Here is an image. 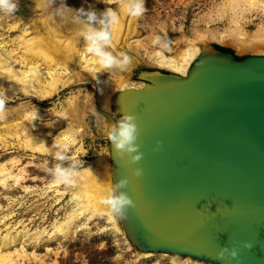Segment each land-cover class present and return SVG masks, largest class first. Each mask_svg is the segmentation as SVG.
I'll use <instances>...</instances> for the list:
<instances>
[{
    "label": "water",
    "instance_id": "obj_1",
    "mask_svg": "<svg viewBox=\"0 0 264 264\" xmlns=\"http://www.w3.org/2000/svg\"><path fill=\"white\" fill-rule=\"evenodd\" d=\"M135 78L143 86L117 94L114 116L100 111L138 126L137 164L109 145L113 183L128 180L135 204L118 218L124 236L140 253L225 264L217 253L235 247L231 264H264V55L208 44L185 76Z\"/></svg>",
    "mask_w": 264,
    "mask_h": 264
},
{
    "label": "rangeland",
    "instance_id": "obj_2",
    "mask_svg": "<svg viewBox=\"0 0 264 264\" xmlns=\"http://www.w3.org/2000/svg\"><path fill=\"white\" fill-rule=\"evenodd\" d=\"M16 2L14 13H0V42L16 38L27 28L30 33L28 38L42 37L50 32L53 38L66 39L75 49L84 48V41L71 22V14H66L65 18L55 15L60 0ZM119 3L120 0H65V6L73 10L91 7L98 12L106 7L115 8ZM223 4L224 0H146V11L141 16L127 15L130 24L127 28L121 10L116 25L119 30L116 34L112 33L110 51L117 56L125 53L130 62L116 69L127 71L131 82H141L135 77L145 70L166 73L152 65L149 57L154 52L164 51L175 57L179 50L193 43L198 44L208 34H213L216 39L207 42V45L230 50L239 59L264 55L240 50L239 45L231 43V39L235 38L250 40L264 24V13L252 10L240 14V30L235 31L233 13ZM10 26H16V29H10ZM238 34L242 35L237 37ZM119 37L125 43H120L117 40ZM156 37H160L159 42H155ZM6 46L2 50L14 49L21 54L18 46L10 43ZM200 47L203 52L206 46ZM130 57L136 59V63ZM68 71L71 75L64 79L66 85L46 98L35 99L0 90V96L6 101L0 111L18 109L20 116L28 108L38 110L43 115L42 123L48 128L45 135L49 142L48 151L41 153L29 150L26 147L29 139L23 135L20 138L14 134L4 136V144L0 146V164H4L13 177L21 178L14 182L12 177L6 182L8 188L0 187V240L7 234L9 239L2 252L22 249L25 257L19 264H170L161 256L140 257L138 251L125 244L118 218H114L116 231L113 223L103 215H93L85 205V198L77 196V184H54L52 178L42 171L41 165L45 161L49 162V166L55 162L54 153L58 149L50 145V141L66 129L79 130L76 143L67 145V154L82 160L83 168L96 159L98 152L104 154L110 150L104 125L112 121L101 112L115 115L117 93L109 108L105 109L96 96L94 99L93 85L85 78H77L80 75L76 74L81 71L77 57L69 64ZM5 86L8 84L5 83ZM93 105L100 115L94 114ZM19 118L15 120L21 121ZM11 120L0 122V126L10 124ZM31 132L34 137L38 134L37 128H32ZM60 225L66 229L58 233L56 227Z\"/></svg>",
    "mask_w": 264,
    "mask_h": 264
},
{
    "label": "bare ground",
    "instance_id": "obj_3",
    "mask_svg": "<svg viewBox=\"0 0 264 264\" xmlns=\"http://www.w3.org/2000/svg\"><path fill=\"white\" fill-rule=\"evenodd\" d=\"M224 6L233 13L232 23L235 25V31L240 30L239 15L252 10H261L264 13V1L263 0H224ZM123 12V11H122ZM123 18L125 20V26L129 24L127 21V14L123 12ZM10 29H16V26H10ZM116 26L112 30V33L116 34ZM132 32V28L130 29ZM127 31V30H126ZM234 31V32H235ZM242 33V32H241ZM30 35L27 28L21 32L19 36L12 40L0 42V90L5 92H11L12 95L16 93L23 94L26 97L31 98H46L51 96L60 87L66 85V78L70 74L69 64L73 62L74 57H77L80 62V72L76 75H80L77 78L79 80L87 79L94 87V99L95 96L103 108H109L113 96L117 93L123 92L127 89H137L143 86V82H131L128 78L127 71L122 72L119 69H101L97 65L95 58L86 55L82 49H75L74 46H70L66 39L53 38L49 33H46L42 37H29ZM242 34H238L240 37ZM1 36V35H0ZM201 38V37H200ZM243 38V36H242ZM216 39L213 34H208L202 37L198 44H190L179 50L175 57L167 55L164 51H156L149 58L152 65L158 69L167 71L171 74L178 76H185L190 67L196 61L201 54L202 45L206 46L207 42ZM120 43H125L123 39H117ZM121 40V41H120ZM227 41V40H226ZM239 45L240 50L251 51L258 54H264V24L261 25L252 35L250 40L244 39H231V43ZM10 43L11 45L18 46L22 51L20 55L14 49L5 50ZM119 43V44H120ZM6 46V47H5ZM130 60H135L130 57ZM74 74V73H73ZM71 75V74H70ZM75 76V74L73 75ZM65 79V80H64ZM84 79V80H85ZM5 83L8 86H5ZM117 97V96H116ZM22 115L19 116L20 111L18 109L12 111H0V122L4 123L5 120L11 118L10 124L0 126V146L4 144L6 135H17L20 138L22 135L29 140L26 142V147L31 151L47 152V134L45 132L48 128L46 124L42 123V120L34 119V108H28ZM40 118L43 117L38 112ZM16 117H20L21 121H16ZM111 120V119H110ZM39 123H38V122ZM112 121V120H111ZM30 123V126L28 125ZM32 128H37L38 134L34 137L32 134ZM79 130L66 129L57 133L50 141V145L54 146L57 142H62L67 145L76 143V136ZM44 137V138H41ZM30 137V138H29ZM41 142H45L46 146ZM47 148V150H46ZM90 169V171L88 170ZM22 173L20 172V175ZM12 173L5 167L4 164H0V187L6 189L8 183L12 179ZM14 182H18L17 176H14ZM79 190L77 196L85 198V205L91 210L93 215H103L111 223L115 230V219L108 215L103 206L100 204V198L104 194L107 188L113 184V172L111 163L110 150L101 154L98 152L96 159L88 166L81 169V174L77 178L76 183ZM58 192V191H57ZM83 199V198H82ZM84 205V206H85ZM83 206V204H82ZM113 228V230H114ZM63 229H66L64 225L56 227V232L61 233ZM8 234L0 240V264H19L25 254L22 249H15L5 252L3 248L8 244ZM35 239V238H34ZM125 244L128 248H131L129 240L124 237ZM9 240V239H8ZM140 253V252H139ZM153 255L164 257L170 264H213L203 261L191 259L190 257H181L176 254H164V253H140V257H151Z\"/></svg>",
    "mask_w": 264,
    "mask_h": 264
},
{
    "label": "clouds",
    "instance_id": "obj_4",
    "mask_svg": "<svg viewBox=\"0 0 264 264\" xmlns=\"http://www.w3.org/2000/svg\"><path fill=\"white\" fill-rule=\"evenodd\" d=\"M146 0H120L117 7H106L103 11H97L89 7L71 9L65 6V0H60L59 6L55 10V15L65 18L66 14H71V22L76 26L78 35L84 41V53L95 58L97 65L101 69H114L126 66L130 61L125 53L119 56L114 55L110 51L112 43V30L118 24L121 10L129 16L139 17L145 11ZM17 9L16 0H0V13L12 14ZM160 37H156L155 42H159ZM5 99L0 96V110H3ZM93 111L95 115H100ZM34 119L40 120L38 110L33 113ZM106 138L108 139L111 149L120 154L121 158H127L130 165L137 164L142 159V153L139 151L140 145L138 141V126L135 117L132 115H122L118 120L112 121L111 124L105 123ZM45 144V142H41ZM54 147L58 150L54 153V163L49 166V162L45 161L41 165L42 171L52 178V183L72 186L76 183L77 178L81 174L84 166L82 160L67 154V144L57 142ZM159 143L157 144V148ZM47 150V148H46ZM90 171V169H88ZM142 170L133 168L131 175L140 177ZM128 186V180L121 179L114 182L112 186L106 189L100 198V204L105 212L113 218H124L129 209L134 208L135 204L129 197L125 189ZM243 248H251V244L244 243ZM216 259L225 261V264H231V261H238V249L233 247L222 248L216 256Z\"/></svg>",
    "mask_w": 264,
    "mask_h": 264
},
{
    "label": "trees",
    "instance_id": "obj_5",
    "mask_svg": "<svg viewBox=\"0 0 264 264\" xmlns=\"http://www.w3.org/2000/svg\"><path fill=\"white\" fill-rule=\"evenodd\" d=\"M215 48L218 49V50H220V51H222V52H225V53H232V54H233L232 51L227 50V49H223V48H221V47H219V46H215ZM236 59H238V60H242V59H239V58H237V57H236Z\"/></svg>",
    "mask_w": 264,
    "mask_h": 264
}]
</instances>
